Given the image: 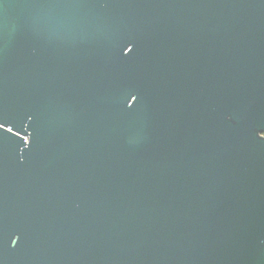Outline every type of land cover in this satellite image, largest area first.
Wrapping results in <instances>:
<instances>
[{"label": "water", "instance_id": "1", "mask_svg": "<svg viewBox=\"0 0 264 264\" xmlns=\"http://www.w3.org/2000/svg\"><path fill=\"white\" fill-rule=\"evenodd\" d=\"M0 264H264V0H0Z\"/></svg>", "mask_w": 264, "mask_h": 264}]
</instances>
